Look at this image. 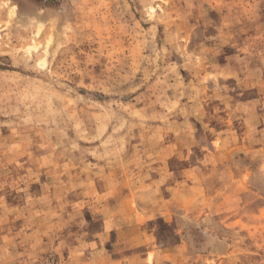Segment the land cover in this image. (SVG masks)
<instances>
[{
  "label": "rangeland",
  "instance_id": "374dc122",
  "mask_svg": "<svg viewBox=\"0 0 264 264\" xmlns=\"http://www.w3.org/2000/svg\"><path fill=\"white\" fill-rule=\"evenodd\" d=\"M0 264H264V0H0Z\"/></svg>",
  "mask_w": 264,
  "mask_h": 264
}]
</instances>
